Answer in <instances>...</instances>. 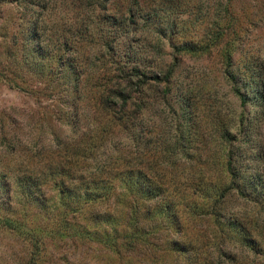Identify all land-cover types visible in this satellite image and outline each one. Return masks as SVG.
I'll return each mask as SVG.
<instances>
[{
	"label": "rangeland",
	"instance_id": "rangeland-1",
	"mask_svg": "<svg viewBox=\"0 0 264 264\" xmlns=\"http://www.w3.org/2000/svg\"><path fill=\"white\" fill-rule=\"evenodd\" d=\"M230 10L247 14L241 16L247 30L243 43L264 73V0H234ZM97 13L79 8L77 0H0V207L44 229L40 264H264V199L227 193L217 209L225 218L239 216L250 231L224 218L222 231L212 217L193 213L195 197L184 188L191 173L205 174V182L217 181L223 172L222 144L214 131L218 110L237 123L244 120L234 143L244 158L241 169L244 176L257 173L264 182L260 107L251 99L241 104L215 55L178 54L174 61L165 46V54L150 48L144 54L155 55L167 68L174 62L170 81H150L138 109L133 99L128 101L139 111L136 121L124 127L110 121L96 107L89 84L81 95L73 92L62 84L56 63L47 74L50 61L44 59L40 73L37 53L28 49L35 43L34 21L42 44L51 47L63 39L83 41L81 31L105 29ZM92 41L85 42L86 51L94 53L98 44ZM240 64L237 60L234 70ZM124 168L150 174L154 186L170 194L147 199L132 174L127 182L116 178L114 186L100 184L108 188L106 195L86 203L82 192L87 185L96 190L90 183L94 177L107 179ZM167 196L176 202V217L156 209ZM133 204L138 219L129 218ZM134 220L139 229L132 245L120 244V237L115 244L107 240L134 228ZM34 252L25 231L0 226V264H38Z\"/></svg>",
	"mask_w": 264,
	"mask_h": 264
},
{
	"label": "trees",
	"instance_id": "trees-1",
	"mask_svg": "<svg viewBox=\"0 0 264 264\" xmlns=\"http://www.w3.org/2000/svg\"><path fill=\"white\" fill-rule=\"evenodd\" d=\"M77 1L79 8L98 12L96 18L105 25V29L100 28L101 31L97 30L96 34L87 30L81 31L86 35L83 41L72 42L63 39L50 47L42 44L41 34L37 29L39 26L34 21L30 33L35 43L28 49L37 53L38 57L35 56L34 61L40 73L44 70V59L50 61L46 68L47 74L48 71L52 73L53 63H56V69L61 72V78H63L62 84L70 86L73 92L81 95L89 84L96 107L105 112L110 121L117 122L122 127L129 120L136 121L139 111L130 109L128 101L133 99L132 103L138 109L142 106L141 96L145 89L150 87V81L167 83L170 81L175 69L174 62L167 68L166 63L158 62L155 55L148 57V54H144L148 48L157 55L165 54V46L171 51L168 54L173 56L174 61H177L178 54H206L209 57L215 55L222 68L224 67L223 74L235 85L234 91L240 97L241 104L251 99L260 107V112L264 115V73L260 66L253 62L252 55L246 50V40L243 43L247 30L241 26L243 21L241 16L244 17L247 14L244 15L239 10H230L234 0ZM145 31L146 34H144ZM148 33H151L152 37L148 38L146 36ZM93 37L94 42L98 44L94 53L93 50L86 51L85 44V42H93ZM238 47L240 52L237 51ZM237 55L239 59L235 60ZM96 60L101 61L99 66H95ZM237 60L240 61V68L243 69L237 67L236 69L240 70L238 74L235 73L236 69L234 70ZM94 67H96L95 70ZM89 69H92L91 73L96 75H90ZM216 118L217 126L214 131L222 144L223 172L217 181L206 180L205 182H202L205 174L195 176L191 173L184 188L190 187L192 189L190 196L195 197L191 203L193 213L202 211L203 215L212 217L217 222L219 230L223 231L221 225L224 218L231 226L244 230L246 233L250 230L242 227L239 216L231 214L225 218L226 215L217 209V204L232 190L248 199H264V188L262 189L264 182L257 173L249 175V178L244 176L241 169V159L244 158L242 154L237 153L234 143L237 135L245 129L244 120L237 123L234 117L226 118L225 114L222 116L220 110ZM247 119L249 118H245ZM131 171L132 169L124 168L107 179L94 177L90 183L95 185L94 188L98 191L92 190L87 185L82 192V196L88 199L86 203H90V199L95 201L106 195L105 191L108 189L104 187L108 186L106 184L110 183V186H114L116 178L127 182V177L132 174L138 177L135 183L147 199L160 194L161 197L170 194L160 185L154 186L150 174L144 173L141 169ZM143 180L148 183L144 184ZM258 180L261 181V188ZM102 183L104 186H100ZM179 191L182 192L183 188L174 193ZM185 198L186 196L182 197L183 200ZM175 203L167 196L163 198L162 204L156 206V209L159 213L176 217ZM5 207L4 204L0 207V226L10 230L25 231L29 237L30 246L37 252H34L35 260L38 259L40 264L44 229L40 225H28L24 214L8 215L9 207ZM130 207L132 212H129V218L136 219L137 205L133 204ZM150 211L154 210L151 208ZM137 222L138 220H134V228L131 230H123L122 235L117 232V236L114 233L115 236H107V240L115 244L120 237V244L132 245L136 241L139 229ZM81 232L84 233V230ZM253 242L255 243V240ZM172 243L175 244L177 241ZM28 263L35 264L36 261L29 260Z\"/></svg>",
	"mask_w": 264,
	"mask_h": 264
}]
</instances>
